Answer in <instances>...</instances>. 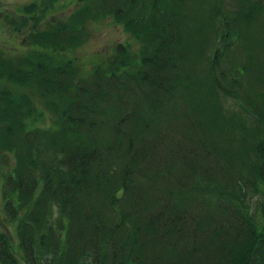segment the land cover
I'll list each match as a JSON object with an SVG mask.
<instances>
[{
  "label": "trees",
  "instance_id": "16d2710c",
  "mask_svg": "<svg viewBox=\"0 0 264 264\" xmlns=\"http://www.w3.org/2000/svg\"><path fill=\"white\" fill-rule=\"evenodd\" d=\"M56 1L6 16L30 48L0 51V199L23 263L264 264V1L78 0L39 28ZM101 19L137 52L83 76L66 54ZM0 264H22L2 232Z\"/></svg>",
  "mask_w": 264,
  "mask_h": 264
},
{
  "label": "rangeland",
  "instance_id": "374dc122",
  "mask_svg": "<svg viewBox=\"0 0 264 264\" xmlns=\"http://www.w3.org/2000/svg\"><path fill=\"white\" fill-rule=\"evenodd\" d=\"M32 0H0V51L8 57L16 58L28 53L30 46L25 40V32H14L13 28L7 25L6 16H19L21 9L28 5ZM264 1V0H263ZM78 0H57L54 9L50 12L47 19L40 22L39 28L45 27L51 16L57 20H63L75 9ZM254 31L260 32L261 46L264 48V11L256 16ZM88 40L74 51L67 53L66 57L73 60L74 65L79 69L83 76H87L92 67L102 65L114 52L118 44L130 47L132 53L137 52V44L133 39L124 34L122 29L113 24L109 19H101L98 22H91L87 28ZM259 33V34H260ZM236 110L231 104L225 105L227 109ZM13 165V158L8 156L6 159V173ZM3 172H5L3 170ZM3 172L0 173V177ZM2 179H0V186ZM256 198L251 205L254 206ZM16 223L7 219L3 208L2 198L0 199V232L4 233L8 239L12 253L22 264V253L19 247L18 238L15 231Z\"/></svg>",
  "mask_w": 264,
  "mask_h": 264
}]
</instances>
